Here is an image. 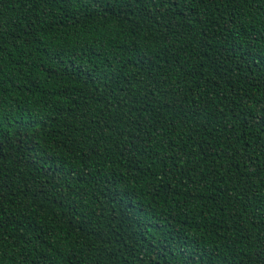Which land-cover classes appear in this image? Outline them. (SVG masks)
Returning <instances> with one entry per match:
<instances>
[{"label":"trees","instance_id":"1","mask_svg":"<svg viewBox=\"0 0 264 264\" xmlns=\"http://www.w3.org/2000/svg\"><path fill=\"white\" fill-rule=\"evenodd\" d=\"M0 264H264V0H0Z\"/></svg>","mask_w":264,"mask_h":264}]
</instances>
